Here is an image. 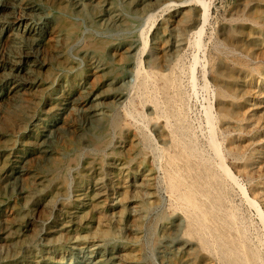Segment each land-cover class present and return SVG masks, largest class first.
<instances>
[{"label": "rangeland", "instance_id": "374dc122", "mask_svg": "<svg viewBox=\"0 0 264 264\" xmlns=\"http://www.w3.org/2000/svg\"><path fill=\"white\" fill-rule=\"evenodd\" d=\"M8 1L12 14L38 13L43 26L36 67L15 86L12 55L31 36L25 22L0 17V264H264V0ZM156 1L172 4L145 20ZM142 37L143 71L134 73L129 45ZM113 78L128 95L123 107ZM88 95L95 131L81 123ZM80 131L101 150L82 145ZM104 150L105 190L73 186L82 160ZM174 153L199 209L167 187Z\"/></svg>", "mask_w": 264, "mask_h": 264}, {"label": "bare ground", "instance_id": "6f19581e", "mask_svg": "<svg viewBox=\"0 0 264 264\" xmlns=\"http://www.w3.org/2000/svg\"><path fill=\"white\" fill-rule=\"evenodd\" d=\"M154 1V0H152ZM199 1V0H198ZM201 1V0H200ZM190 2V0H177V3L174 4V5H178V6H185L187 5V3ZM85 3V2H84ZM204 3V2H203ZM88 4V3H87ZM172 3H169L168 1L167 2H158L156 1L154 4H152L151 7H149L146 11H145V20L147 19H153L155 16L158 15V13L160 12H163L164 10L167 9L168 6H170ZM202 4V3H200ZM10 5H11V2L8 1V0H3V1H0V17L3 19L2 21L8 26L10 24V21L16 19L17 21L19 22H25L24 23V28H26V31L27 33L31 36V38L29 39L28 43L25 45V46H22L18 53L16 54V56L14 57L13 56V59L11 60L12 62V68H11V72L9 74V82L10 83H15V86H18L19 82L20 81H26L29 79V76L31 74V72L33 71V69L36 67V64H37V59H38V52H37V47H38V37H39V34H40V31L42 30V26H43V23H42V18L38 15V13H21L19 15H14V13L12 14L11 11H10ZM150 6V5H149ZM205 6V4H204ZM19 10V9H18ZM205 10V9H204ZM238 10V9H237ZM118 12V11H117ZM205 13V12H204ZM202 18V24L199 25L198 24H195V25H191L189 27L188 30H190L189 32L191 34H200L201 30H202V25L205 21V14L201 13L199 14ZM198 15V16H199ZM75 18V17H74ZM111 18V17H110ZM120 19V18H119ZM169 19V18H168ZM110 20V19H109ZM121 20V19H120ZM184 20V19H182ZM187 20V19H186ZM183 23H186L183 21ZM191 23V22H190ZM181 24V23H180ZM252 24V23H251ZM124 25V24H123ZM189 26V25H188ZM264 26V25H263ZM14 27V26H13ZM10 28V27H9ZM13 31V30H12ZM80 31V30H79ZM117 31V30H116ZM18 32V31H17ZM71 32V31H69ZM187 32V31H186ZM11 33V32H10ZM15 33V32H14ZM21 33V32H20ZM72 33V32H71ZM96 33V32H95ZM103 33V32H101ZM188 33V32H187ZM100 34V33H99ZM13 35V34H12ZM16 35L18 36V34L16 33ZM28 35V37H29ZM105 35V34H104ZM23 36V35H22ZM78 37V36H77ZM144 37H142V39L138 42H133L129 45V51L132 52L134 54V57H136V67L135 68V71L134 73H138L139 70H142L140 69V66L142 61L140 59V55L142 52H144V48L146 47V44L147 42H144L143 41ZM22 40V38H21ZM17 41V40H16ZM63 41V40H62ZM67 41V40H66ZM79 41V40H78ZM188 41V40H187ZM186 41V42H187ZM19 42V41H18ZM36 43V44H35ZM188 43V42H187ZM85 44V43H84ZM190 44V43H189ZM20 45V43H19ZM5 48V47H4ZM57 50V49H56ZM80 50V49H79ZM165 50V49H164ZM70 51V50H69ZM227 51V50H226ZM165 53V52H164ZM59 54V53H58ZM169 54V53H168ZM136 55V56H135ZM172 57V56H171ZM241 60V59H240ZM249 60V59H248ZM255 61V60H254ZM7 62V61H6ZM135 62V60H134ZM133 62V63H134ZM80 63V62H79ZM156 65V64H155ZM167 65V64H166ZM6 66V65H5ZM250 66V65H249ZM76 68V67H75ZM133 68V69H134ZM143 68V67H142ZM77 69V68H76ZM144 69V68H143ZM64 70V69H63ZM67 70V69H65ZM73 70V69H72ZM164 70V69H163ZM143 71V70H142ZM141 72V71H140ZM250 72V71H249ZM145 73V72H144ZM107 75V74H106ZM136 75V74H135ZM134 75V76H135ZM159 75H161L162 77L164 76L162 73H159ZM170 75V74H169ZM56 76V75H55ZM53 76V77H55ZM146 77H148V75H146ZM103 78V77H102ZM143 78V77H142ZM54 79V78H53ZM146 79V78H145ZM144 80V79H143ZM141 80V81H143ZM147 80V79H146ZM145 80V82H146ZM112 83L114 82L115 86L113 88L110 89V91L105 94V95H98L97 97H95V99H100V98H105L106 99V96L107 97H110L109 95H111V97L113 98L114 100V104L116 107H119L122 105V103L125 101V97L128 98V95L126 96V93L120 88L121 85H118L119 84V80H117L116 78H113V80L111 81ZM123 82V81H122ZM140 83V81H137ZM144 82V81H143ZM149 82V81H148ZM54 83V82H53ZM131 83V82H130ZM133 84V83H132ZM143 84V83H142ZM146 85V83H145ZM52 86V85H50ZM139 87V86H138ZM145 88H147V86H144ZM155 87V86H154ZM49 88V87H48ZM143 88V89H145ZM169 88V87H168ZM153 89V88H152ZM155 89V88H154ZM157 89V88H156ZM113 90V91H112ZM128 90V89H127ZM130 92V91H129ZM170 92V91H169ZM148 93V92H147ZM158 93V92H157ZM156 93V94H157ZM67 94V93H66ZM134 94V93H133ZM149 94V93H148ZM155 94V92H154ZM158 95V94H157ZM263 95V94H262ZM141 96V95H140ZM139 96V97H140ZM74 97V96H73ZM138 97V96H137ZM146 97V96H145ZM75 98V97H74ZM86 109L84 110L83 114H82V120H81V123L82 125H85V127L90 130V131H95L97 128L101 127V124L97 123V118L96 116L99 114L98 113V108L94 107L93 105V99L91 100V98L88 96H86ZM147 98V97H146ZM149 98V97H148ZM157 98V97H156ZM260 98V97H259ZM139 99V98H138ZM258 99V98H257ZM18 100V99H17ZM154 100V99H153ZM159 100V99H158ZM264 100V99H263ZM82 101V100H81ZM179 101V100H178ZM260 101V100H259ZM154 102V101H153ZM61 103V102H60ZM97 103V102H94V104ZM113 103V102H112ZM149 103V102H148ZM130 104V103H129ZM162 104V103H161ZM175 104V103H174ZM124 105H126L124 103ZM123 105V106H124ZM142 105V104H141ZM144 105V104H143ZM153 106L155 104H152ZM29 106V105H28ZM110 106V105H109ZM121 106V107H123ZM133 106V105H132ZM151 107V105H148ZM152 106V107H153ZM161 106V105H160ZM59 107V106H58ZM151 107V108H152ZM156 107V106H154ZM153 107V108H154ZM256 107V106H255ZM113 108V107H112ZM126 108V107H125ZM143 108V106H142ZM141 108V109H142ZM152 108V109H153ZM158 108V107H156ZM160 108V107H159ZM254 108V107H253ZM124 109V108H122ZM155 109V108H154ZM153 109V110H154ZM35 110V109H34ZM77 110V109H76ZM121 110V109H120ZM157 110V109H156ZM179 110V109H178ZM177 110V111H178ZM206 110V109H205ZM262 110V109H261ZM158 111V110H157ZM156 111V112H157ZM161 111V110H160ZM164 111V110H163ZM231 111V110H230ZM263 111V110H262ZM78 112V111H77ZM114 112V111H113ZM138 112V110H137ZM115 113V112H114ZM142 113V112H141ZM161 113V112H160ZM246 113V112H245ZM244 113V114H245ZM263 113V112H262ZM126 114V112H125ZM128 114V113H127ZM154 114V113H153ZM162 114V113H161ZM243 114V113H242ZM243 114V115H244ZM145 115V114H143ZM156 115V114H155ZM125 116V115H124ZM157 116V115H156ZM170 116V115H169ZM110 117V116H109ZM114 117V116H112ZM134 117V116H133ZM146 118V116H143V118ZM160 117V116H159ZM163 117V116H162ZM258 117H260V114L258 115ZM117 118V117H116ZM242 118V117H241ZM243 119V118H242ZM261 119V118H260ZM134 120V119H133ZM152 120V119H151ZM173 120V119H172ZM113 121V120H112ZM120 121V119H119ZM157 121V120H156ZM167 121V120H166ZM257 121V120H256ZM255 121V122H256ZM53 122V121H52ZM179 122V121H178ZM209 122V121H207ZM2 123V122H1ZM17 123V122H16ZM166 123V122H165ZM177 123V122H176ZM210 123V122H209ZM129 124V123H128ZM170 124V123H169ZM168 124V125H169ZM167 125V124H166ZM131 126V125H130ZM212 126V125H211ZM256 126V125H255ZM20 127V126H19ZM110 127V126H109ZM112 127V126H111ZM113 127L118 130V132L121 134L124 132L123 128L119 126V124L117 123H114L113 122ZM144 127V126H143ZM147 127V126H146ZM199 127V126H198ZM170 129V127H168ZM248 128V126H247ZM255 128V127H254ZM257 128V127H256ZM262 128V127H261ZM28 129V128H27ZM167 129V127H166ZM182 129V127H181ZM213 129V128H212ZM258 129V128H257ZM114 130V129H113ZM147 130V129H146ZM164 130V129H163ZM178 130V129H177ZM214 130V129H213ZM111 131V130H110ZM109 131V132H110ZM237 131V130H236ZM247 131V130H246ZM108 132V133H109ZM168 132V131H166ZM250 132V130L248 131ZM115 133V132H114ZM174 133V132H173ZM172 133V134H173ZM235 133V132H234ZM103 134V133H102ZM105 134V133H104ZM107 134V133H106ZM215 134V133H214ZM228 134V133H227ZM242 134V132H241ZM137 135V134H136ZM179 135V133H178ZM203 135V134H202ZM223 135V134H222ZM247 135V134H246ZM104 136V135H103ZM161 136V135H160ZM177 136V135H175ZM244 136V134H243ZM109 137V136H108ZM170 137V136H169ZM180 137V136H179ZM82 135H81V131L79 132V134L77 135V139L81 141L82 145H84L86 148L89 147V150L91 149L92 151L96 150V152L100 151L101 148L97 146H89V144L87 143L86 140L82 139ZM181 138V137H180ZM186 138V137H185ZM206 138V136H205ZM221 138V137H220ZM117 139V138H116ZM115 139V140H116ZM224 139V138H222ZM260 139V138H259ZM120 140V138H119ZM114 141V140H113ZM181 141V140H180ZM190 141V140H189ZM208 141V140H207ZM215 141V140H214ZM223 141V140H222ZM49 140H46V143H48ZM108 142V141H107ZM112 142V141H111ZM110 142V143H111ZM135 142V141H134ZM152 142V141H151ZM161 142V141H160ZM167 142V141H166ZM216 142V141H215ZM215 142L213 144H215ZM192 143H194L192 141ZM254 143V142H253ZM256 143V142H255ZM254 143V144H255ZM6 144V143H5ZM91 144V143H90ZM108 144V143H106ZM179 144V143H178ZM109 145V144H108ZM229 145V144H228ZM256 145V144H255ZM81 146V144H80ZM102 146H105V145H102ZM114 146V145H113ZM195 146V145H194ZM208 146V145H207ZM223 146V145H222ZM79 147V146H78ZM82 147V146H81ZM144 147V145H143ZM169 147V146H168ZM209 147V146H208ZM250 147V146H249ZM9 148V147H8ZM75 148V147H74ZM107 148V147H105ZM145 148V147H144ZM158 148V147H157ZM194 148V147H193ZM219 148V147H218ZM5 149V148H4ZM10 149V148H9ZM76 149V148H75ZM104 149V148H103ZM168 149V148H167ZM210 149V148H209ZM216 149V148H215ZM262 149V148H261ZM82 150V149H81ZM171 150V149H168V151ZM225 150V149H224ZM246 150V149H244ZM132 151V150H131ZM163 151V150H162ZM167 151V150H166ZM174 151V150H173ZM215 151V150H213ZM239 151V150H238ZM242 151V150H241ZM79 152V151H78ZM88 152V151H87ZM92 153V154H88L81 162V165H80V168L75 172V176H74V181L72 182L73 183V186H76L77 188L78 187H82L84 185H89L90 181L92 183V185L94 187H97L96 188V192L97 194H100L102 190H105V186L106 185V182L102 180V175L103 174H112V172L110 170L106 171L105 172V169H103V163L105 162V150H104V153ZM201 153V151H200ZM217 154V151L215 152ZM85 154V153H84ZM112 154H116L114 148H111V150H109V152L107 151L106 152V156H108V159H111V155ZM79 155V154H78ZM189 155V154H188ZM207 155V154H206ZM215 155V154H214ZM250 155V154H249ZM160 156V155H159ZM187 156V155H186ZM260 156V155H259ZM119 157V156H118ZM179 157L180 155L178 153H174V154H170L167 156L166 160H165V168H166V174H167V178H166V184H167V187L169 188L170 190V193H176L177 194V197L176 199L179 200L183 205H185L186 207H192V209H199V205L197 204L196 200H195V194H194V190L192 188V185L190 184H187L185 185L184 181L182 180V176L179 174L178 170L179 168L176 166V162H177V159L179 160ZM208 157V156H206ZM77 158V156H76ZM182 158V157H181ZM218 158V156H217ZM66 159V158H65ZM158 159V158H157ZM184 159V158H182ZM241 159V158H240ZM78 160V159H77ZM211 161V160H210ZM213 161V160H212ZM220 161V160H219ZM127 162V161H126ZM235 162V160H234ZM106 163V162H105ZM132 163V161L130 162ZM159 163V162H158ZM183 163V162H182ZM194 163V162H193ZM63 164V163H62ZM78 164V163H77ZM129 164V163H127ZM178 164V163H177ZM219 164V163H218ZM261 164V163H260ZM79 165V164H78ZM77 165V166H78ZM130 165V164H129ZM135 165V164H134ZM137 165V164H136ZM215 165V164H214ZM227 165V164H226ZM62 166V165H61ZM126 166V165H125ZM158 166V165H157ZM243 166V165H242ZM256 166V165H255ZM260 166V165H258ZM53 167V166H52ZM57 167V166H56ZM60 167V166H59ZM63 167V166H62ZM75 167V166H74ZM116 167V170H117V166H114ZM122 168L124 166H121ZM253 167V166H252ZM70 168H72L70 166ZM78 168V167H77ZM121 168V169H122ZM156 168V167H155ZM228 168V167H227ZM226 168V169H227ZM62 169V168H60ZM73 169V168H72ZM223 169V168H222ZM244 169V168H243ZM254 169V168H253ZM119 172H120V168H118ZM130 170V168H129ZM128 170V171H129ZM156 170V169H155ZM185 170H189V167L188 166H185ZM231 170V169H230ZM246 170V169H245ZM255 170V169H254ZM47 171V170H46ZM51 171V169H50ZM65 171V170H64ZM67 171V170H66ZM69 171V170H68ZM122 171V170H121ZM133 171V170H132ZM131 171V172H132ZM160 171V169H159ZM223 171V170H222ZM43 172V171H42ZM218 173V172H217ZM253 173V172H251ZM255 173V172H254ZM67 174V173H66ZM226 174V173H225ZM228 174V173H227ZM233 174V173H232ZM232 174H229V179H230V175L232 176ZM41 175V174H40ZM45 175H47L45 173ZM55 175V174H54ZM71 175V174H70ZM69 175V176H70ZM253 175V174H252ZM163 176V175H162ZM234 176V175H233ZM221 177H223L221 175ZM4 178V177H3ZM212 179V178H211ZM253 179V178H252ZM250 179V180H252ZM2 181V179H0ZM69 180V178H68ZM233 181V179H230ZM256 180V178H255ZM44 181H48V183H53V185H56L59 189H61L60 191H64V193L66 192V186H65V183H63V181L61 180H58L55 176H50L48 178H44ZM72 181V179H71ZM214 181V180H213ZM70 182V181H69ZM148 182V181H147ZM146 182V183H147ZM67 183V182H66ZM145 183V184H146ZM42 184V183H41ZM46 184V183H45ZM155 184V183H154ZM49 186V184H48ZM226 187V186H224ZM45 188V187H44ZM52 188V187H51ZM203 188V187H202ZM41 189V188H40ZM46 189H49V188H46ZM72 190V187L70 186V188ZM165 189V188H164ZM226 189V188H225ZM127 191V190H126ZM159 191V190H158ZM240 191V190H239ZM46 192V191H45ZM124 192H125V189H124ZM164 192V191H163ZM44 193V192H42ZM63 193V194H64ZM104 193V192H103ZM221 193V192H220ZM57 195V194H56ZM226 196V195H225ZM56 197V196H55ZM161 197V196H160ZM124 198V197H123ZM55 199V198H54ZM252 199V198H251ZM30 200V199H29ZM172 200V198H171ZM174 200V199H173ZM172 200V201H173ZM254 200V199H253ZM28 201V200H27ZM53 201V200H52ZM176 201V200H175ZM30 203V202H29ZM177 203V202H176ZM53 204V203H52ZM68 205V204H67ZM176 205V204H175ZM64 206V205H63ZM226 207V206H225ZM170 208V207H169ZM172 208V207H171ZM181 209V208H180ZM207 209V208H206ZM227 209V208H226ZM231 209V208H230ZM179 210V209H178ZM180 211V210H179ZM231 211V210H230ZM181 215V214H180ZM229 215V214H228ZM29 216V215H28ZM33 216V215H32ZM177 216V215H176ZM234 218V217H233ZM234 220V219H233ZM234 222V221H233ZM20 223V222H19ZM178 224V223H177ZM176 224V225H177ZM174 225V224H173ZM199 225V224H198ZM213 225V224H211ZM236 226V224H234ZM228 226V225H227ZM6 227V226H5ZM9 227V226H8ZM181 227V226H180ZM178 226V228H176L174 226V232L175 231H180V228ZM201 227V226H200ZM189 228V226H188ZM33 229V228H32ZM168 229H172L169 228ZM8 230V229H7ZM206 230V229H205ZM42 231V229L40 230ZM169 231V230H168ZM206 233V232H205ZM220 234V233H219ZM234 235V234H233ZM241 235V234H240ZM4 236V235H3ZM186 236V235H184ZM211 236V235H210ZM5 237V236H4ZM230 237V236H229ZM216 238V237H215ZM210 239V238H209ZM237 240H240L239 238ZM244 241V240H243ZM215 242V241H214ZM228 243V242H227ZM264 243V242H263ZM22 244V243H21ZM202 244V243H201ZM214 244V243H212ZM230 244V243H229ZM240 244V243H239ZM29 245V244H28ZM181 245V243H180ZM231 246V245H230ZM246 246V245H245ZM249 247V246H248ZM246 248V247H245ZM214 249V248H213ZM241 249V248H239ZM244 250V248H242ZM236 250V249H235ZM242 250V251H243ZM215 251V250H214ZM244 252V251H243ZM242 252V253H243ZM217 253V252H216ZM223 253V252H222ZM255 253V252H254ZM246 254V252L244 253ZM15 255V254H14ZM226 255V254H224ZM256 255V253L254 254ZM248 256V255H247ZM255 257V256H254ZM12 258V257H11ZM232 258V257H231ZM259 258V257H258ZM223 259V258H222ZM251 260H252V257H251ZM254 261V260H253ZM241 262H244L241 261ZM246 262H250V261H246ZM166 263V262H165ZM164 263V264H165ZM238 264V263H236ZM240 264V263H239ZM242 264V263H241ZM254 264V263H253Z\"/></svg>", "mask_w": 264, "mask_h": 264}]
</instances>
